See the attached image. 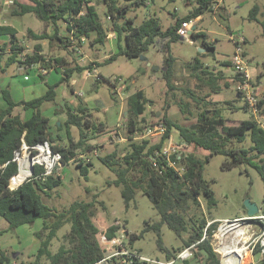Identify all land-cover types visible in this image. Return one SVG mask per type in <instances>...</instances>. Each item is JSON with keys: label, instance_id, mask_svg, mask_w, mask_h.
Segmentation results:
<instances>
[{"label": "trees", "instance_id": "16d2710c", "mask_svg": "<svg viewBox=\"0 0 264 264\" xmlns=\"http://www.w3.org/2000/svg\"><path fill=\"white\" fill-rule=\"evenodd\" d=\"M30 1L20 4V9L13 11V14L23 15L34 12L46 25L52 27L50 31L43 32L28 29V38L35 41L32 52L26 51L28 47L19 38L18 30L14 26L0 25V35L9 36V41L0 47V94L7 102L6 107L0 108V215L9 222V229H15L23 224H33L38 218L44 220L43 230L37 233L41 239L37 252L18 264H96L106 258L108 250L100 240L102 231L93 220L98 207L96 198L77 199L68 207L59 210L45 204L42 195L50 196L53 189L62 184L63 179L58 171L73 159H79L78 166L82 174L88 175L89 166L92 165L90 153H95L97 149L101 150L98 145L91 144L90 141L107 133L106 125L103 121L93 119L92 108L77 94L78 103L74 107L67 106L64 111L67 118L63 124L58 125L59 130L65 129L64 136L52 130L51 119L44 114L43 105L46 102H56L57 87L63 82H70L75 73L97 67L99 61L81 64L74 55L81 51L86 41H90L92 46L105 44L109 38V30L117 34L118 51L105 58L107 62L119 55L127 58L141 57L151 45L158 42V39H166L163 50L168 53L166 52L164 59L162 75L169 90L173 91L176 89L177 57L169 50L170 42L181 39L177 31L184 20L195 19L207 10H214V4L218 0H196L194 7L183 17L175 12L174 15H178L176 21L167 29H163L157 16L137 22V14L134 13L136 7L148 6L155 0ZM100 3L106 7V13L111 19L110 29L106 28L97 8V4ZM216 10L218 8H215ZM259 13L263 16L262 20L259 19ZM219 14L222 16V13ZM251 18L261 21L264 35V11L261 4L257 3L253 6ZM201 34L206 36V33L199 31L193 34V38L196 40ZM45 40L51 45L56 41L59 43L56 52H45L43 43ZM201 46L208 49L209 54L214 53L215 46L206 42ZM8 47L11 53L5 57ZM60 48L66 51L67 55L62 54ZM206 54L199 51L198 56H195L189 65L192 68L191 75L200 81L198 88L205 89L206 92L203 91L205 94L202 96L194 94L189 90L191 88L185 91L186 96H189L197 106L196 122L190 125L176 123L168 115L167 107L165 115L163 117L160 115L158 118V121L162 120L166 124L165 133L156 136L157 141L150 140L148 138L150 136L137 138L136 133L142 132L149 125L144 118L148 101L144 90L139 89L128 95L126 122L118 125L115 130L120 131L118 133L125 138L123 152L114 149L105 151L103 156H100L101 151L96 154L116 175L111 183L122 187L126 208L131 206L138 190L145 193L153 203L160 220L148 223L139 234L127 235L132 242L143 237L145 232L154 230L157 234L158 247L164 252L167 261L175 259L181 251L191 246L195 256L204 259V264H220V256L212 244V237L219 221L212 218L203 208V201L207 202L208 207L216 203L212 182L204 176L205 162L211 155L215 153L225 155L222 163L224 168H232L240 163L252 165L264 183V126L260 122V120L264 121V97L258 102L259 119L254 117L245 120L236 119L232 120V123H227L228 118L220 113L219 107L211 106L214 102L208 97L213 92L230 86L231 82L224 80V72L211 70L210 66L203 62L201 56ZM3 59H5L4 63ZM225 62L231 64L230 61ZM13 63H20L26 67L39 64L43 69L60 66L62 77L57 83H48V89L43 95L30 100L16 101L10 88L1 85V74L5 73L7 67ZM40 76L44 78L43 74ZM234 77L235 81H240L238 74ZM115 83L118 84V81H113L116 88ZM238 93L241 96L239 90ZM227 103L231 104V101ZM18 106L33 109L31 117L24 118L16 111ZM244 107L249 109L246 103ZM181 110L183 113L186 112L183 108ZM55 111L59 113V109ZM174 126L180 134L179 145L185 147L194 144L196 147L209 150L210 154L204 157L194 152L173 153L170 156L163 154L162 149L166 140L170 138ZM73 127L79 130V137L73 134ZM46 141L55 152L62 154V166H57L50 175L39 177L43 168L36 165L34 175L29 180L17 189H11L10 180L19 168L18 162L13 160L16 152L22 149L24 143L34 148L36 144ZM248 141L250 142L245 146L243 143ZM260 208L264 211V195ZM209 221L213 222L208 225ZM66 223H70L71 228L64 235V242L53 251L52 241L58 236V230ZM165 224L174 230L181 242L178 247L170 249L165 244L162 231ZM123 228L125 226L119 223H112L102 234L106 239L111 240L119 237L118 232ZM4 231L6 230H0V235ZM122 246L130 251L136 250L138 255L113 256L106 264L146 263V260L138 257L143 256L140 251L129 248L124 239ZM117 247L114 246V249ZM253 253L257 258L256 264H264V254H261L260 248L256 247ZM0 264H14L13 256L1 245Z\"/></svg>", "mask_w": 264, "mask_h": 264}, {"label": "rangeland", "instance_id": "374dc122", "mask_svg": "<svg viewBox=\"0 0 264 264\" xmlns=\"http://www.w3.org/2000/svg\"><path fill=\"white\" fill-rule=\"evenodd\" d=\"M30 2V0H0V24H12L18 28L19 37L25 40L24 44L28 47L27 52L33 51L35 42L28 38L29 28H32L35 32L50 31L52 29L51 25H46L34 12H27L23 15L13 14L14 10L20 9V4ZM195 2L196 0H155L148 6H137V10L134 13L137 14V22H141L147 17L157 16L162 23L163 29H167L176 21L178 15L183 17L193 7V4L195 5ZM246 2L245 7H240L238 0H222L218 8L219 12L218 10H216V13L214 12V4V10H207L203 14L204 20L197 24L198 28H204L206 32L208 31L207 34L214 40L216 47L213 54H209L208 52L206 55L201 56L203 62L209 65L211 70L224 72V80L231 81L232 84L220 91L213 92L208 97L209 100L214 102L211 106L219 107L220 113L226 119L228 118L226 120L227 123H232V120L236 119L245 120L259 117L258 113L255 114L251 109L244 107L245 101L239 95L237 89L238 82L234 79V75H237L236 70L231 64L223 62L230 61L234 53L235 44L231 38V33L241 32L243 35L245 33L249 35L251 40L250 42L245 41L243 43L244 51L249 53V57H246L248 61L251 59L254 66L258 62L262 67L264 66L262 24L261 21L251 18L253 6L257 3H264V0H246ZM223 7L228 10L227 13L230 19L223 15ZM97 8L106 28L110 29L112 23L106 13V7L100 3L97 4ZM175 12L178 15H174ZM218 13H222V16L218 15L219 21H217L216 16L217 20L213 19L214 15ZM259 19H263L261 13H259ZM241 22L245 24V29L241 27ZM229 25L236 29L228 30L227 26ZM237 25L240 27L238 28ZM160 40L159 44L158 42L154 43L144 53L146 59L142 57L127 58L124 55H119L114 60L107 62L105 58L118 51L117 34L109 30V38L105 44H95L92 46L90 41H86L83 47H81V51L77 55H74L76 57L83 55L79 60L81 64H87L90 61H99V64L93 70L86 69L82 73H75L73 76L75 80L63 82L58 86L57 102H61L66 94V98L70 99L74 97L78 100L79 98L76 94H79L81 99L93 104L91 109L93 119L103 121L106 125L107 133L101 134L96 139L90 141L91 144L98 145L101 150L97 149L98 151L95 153H90L92 165L89 166L88 175L82 174L78 166L79 159H73L70 163L60 167L58 171L63 179L62 184L55 187L50 196L42 195V200L45 204L62 210L71 205L74 200H92L96 198L98 207L96 215L93 217L94 222L99 226L103 234L112 223H119L125 226L126 229H121L118 232V236L120 239L123 238L125 240L129 248L140 251L146 258V263L143 264H204V259L195 256L192 248L191 255L188 258H179L173 263L167 261L164 252L158 247L157 234L154 230H149L144 233L143 237L130 242L129 233H141L148 223L160 220V215L148 196L141 190L137 191L135 200L132 201L131 206L126 208L122 196V187L111 183L116 178V175L100 159V156H103L105 151L109 152L117 149L123 152L126 141L119 138L115 134V130H117L119 124L126 122L127 97L136 90L143 89L145 92L148 102L144 118L148 124L157 123L159 116L163 117L165 115L167 107L169 108L168 115L176 123L190 125L197 121V106L193 104L189 96H186L185 91L191 88L189 90L193 91L194 94H198L199 96L205 94L203 93L205 89L198 88L200 81L191 75L192 68L189 67L193 58L198 56L199 51H202L198 46L200 42L196 41V44H194L185 39L172 40L170 42L169 50L177 57L175 62L176 89L170 91L162 75L164 59L168 51L163 50L161 47L165 39ZM44 45L46 53L50 51L56 52L59 43L56 41L51 45L48 40H45ZM60 51L62 53V49ZM63 54L67 55V52L64 51ZM5 57L7 56L5 55ZM68 57L73 58L70 55ZM17 68L16 63L11 64L8 67L9 74L14 72L21 74L22 72L17 71ZM22 70L28 72L27 68H22ZM88 71H91L93 74L86 76ZM113 81H118L119 83H115L117 85L116 88ZM252 82L258 96L263 98L264 85L260 86L261 84L257 81ZM41 84L42 82L37 86L38 92L36 93L38 96L41 95ZM46 85H43L44 89H46ZM227 101H231V104L227 103ZM53 103L57 104L56 102L44 103L42 108L44 114H48L51 111L50 108L54 105ZM4 105H6V102L0 95V108ZM68 105L67 102L59 105V112L65 111ZM182 108L186 110L185 113L182 112ZM30 111L33 113V109L30 108ZM22 116L28 118L31 114L27 109H24ZM57 119H62V117H57ZM160 121L162 120L158 122ZM52 126L53 131L59 133L58 124L54 122ZM72 129L73 134L79 137L77 127H73ZM65 132H63L64 136ZM139 136L137 138H140ZM148 138L152 141L158 140L156 136ZM170 141L176 145H179L181 141L176 126L172 128L171 136L166 140L165 144L170 143ZM249 142H244L243 144L247 146L246 143ZM100 151V156L96 155ZM181 152H194L201 157L210 154L209 150L196 147L194 144L186 145L185 147L180 145L179 152L176 153L180 154ZM225 157L223 154L215 153L210 156L204 166V176L212 182L216 203L208 207L207 202L203 201V208L216 221L248 215L245 206L247 199L258 204L259 207L263 204L264 183L258 171L247 163H240L232 168H224L222 163ZM43 226L44 220L38 218L33 224H23L15 229H9V222L0 215V230H6L0 235V244L13 256L14 264H18L23 259L27 260L32 254L37 252L41 243V239L37 236V233L43 230ZM70 228L71 224L66 223L58 230V236L52 241L51 249L53 251H56L64 242V235ZM162 231L164 242L170 249L178 247L181 244L174 230L167 224L163 226ZM102 233L100 240L108 249V255L113 251L112 242H105ZM215 238V235H213L212 244H215ZM21 250L20 254L19 251ZM247 253L244 256V262L256 264V256L251 251Z\"/></svg>", "mask_w": 264, "mask_h": 264}, {"label": "built area", "instance_id": "2783aa9c", "mask_svg": "<svg viewBox=\"0 0 264 264\" xmlns=\"http://www.w3.org/2000/svg\"><path fill=\"white\" fill-rule=\"evenodd\" d=\"M222 0H218L215 3V8L220 7ZM196 25L194 19L184 20L178 29V34L181 39H185L191 43L195 42L193 38ZM231 38L235 44L234 53L231 56L230 62L236 70V74L240 76V81H238L237 89L241 92L246 104H248L249 109H251L255 114H259L258 102L260 97L258 93L254 90V85L252 78L248 72V59L243 48V43L245 42V36L241 32L231 33ZM91 71L87 72V75H92ZM119 84V83H118ZM264 126V121H261ZM121 125V124H119ZM166 131V125L164 122L160 121L157 123L149 124L145 127L142 132L136 133L137 137H148V136H162ZM123 141L125 140L119 133L115 131ZM180 145H176L170 141L166 143L162 149V153L166 156H170L173 153L179 152ZM27 157V164L25 165V170H29V173L25 175L21 180H15L13 178L15 175L21 173L22 171V160ZM14 161L18 162V172L10 180V188L17 189L24 182L29 180L34 175V169L36 165L43 168V172L39 177L50 175L54 172L57 166H62V154L60 152H55L48 141L38 143L34 148H30L26 143L23 144L22 149L17 151ZM32 168L33 171H32ZM215 221V220H214ZM213 221H209L210 225ZM219 226L215 229L213 235H215V244H213L214 250L220 256V264H247L244 262V254L251 251L254 254V249L256 247L260 248L261 254H264V211H260L255 215H244L235 218H225L219 220ZM258 227V228H255ZM105 242L111 243L113 246V251L109 253L106 258L102 259L96 264H103L108 261L109 258L113 256L126 255L130 257L138 255L137 251H130L124 248L123 239L115 237L108 240L104 237ZM114 246H118L114 249ZM232 246H238L241 248V256L237 257L230 252ZM191 255V246L181 251L178 256L171 260L170 262H175L176 259H186ZM142 260H146L144 256H138ZM125 261V260H124Z\"/></svg>", "mask_w": 264, "mask_h": 264}, {"label": "crops", "instance_id": "0c3cea01", "mask_svg": "<svg viewBox=\"0 0 264 264\" xmlns=\"http://www.w3.org/2000/svg\"><path fill=\"white\" fill-rule=\"evenodd\" d=\"M238 4H239L240 7H245L246 4H247V2H246V0H238ZM259 4L262 5V11H264L263 3H259ZM190 6H191V3H190ZM193 7H194V4H193ZM223 9H224L223 15L226 16V17H228L230 19V16L227 13L228 10H226L224 7H223ZM190 10L191 9H189V11ZM188 12H186V14ZM214 12L216 13V11H214ZM218 12H219V10H218ZM218 15H219V13L218 14H215L214 17H213V19H216L217 18L218 20L217 19L216 20L219 21ZM215 16H216V18H215ZM204 18L205 17H203V15H200V16H198V17H196L194 19L195 25H196L195 31H198V32L200 31L201 33H203V32L206 33V36H204L202 34L201 35H198L197 36L198 38L195 40L194 44H196V41H199L200 43L198 44V46L202 49L201 52L202 53H208L209 50L206 49L205 47H202L201 44L203 42H206L207 44H210V45L215 46L214 45L215 42L207 34L208 31L206 32V30L204 28H198L197 27V24L200 23L201 21H203ZM243 18H245V17H243ZM243 18H242V20H243ZM242 22H241V27L243 29H245V24L242 23ZM9 25H12V24H9ZM12 26H14V25H12ZM237 26H238V28L240 27L239 25H237ZM14 27L18 30V28L16 26H14ZM227 29L228 30H232V29H236V28H233L232 26L229 25V26H227ZM18 36H19V30H18ZM244 36H245V41L246 42H250L251 41L250 38H249V35H247L245 33ZM8 41H9V36L8 35H0V47H1V45H3L5 42H8ZM24 41L25 40L22 39V42L23 43H24ZM165 41H166V39L163 41V43H165ZM44 42L45 41H43V43ZM159 42H161V40H158V44H159ZM161 47L163 49V46H161ZM7 50H8V52L5 54L6 56L10 55V53H11L10 47H8ZM215 50H216V47L213 50V52ZM63 53H64V50H62V54ZM245 54H246V57H249V55H248L249 53L247 51H245ZM81 57L82 56H78V61L80 60ZM4 61H5V59H3V63H4ZM223 62H225V61H223ZM80 63H81V61H80ZM16 64L18 66V68H17L18 70L17 71L22 72L21 74H18L16 72H14L12 74H9L8 67H7L6 72L1 74V85H2V87H9L10 90H11L12 96H13V98L16 101H20V100H23V99L24 100H30V99H33L35 97H38V95H37L36 92H38L37 91V86L40 84V82H42L40 89H41V95H43L47 91L48 83H50V84L57 83V82H59L61 80V77H62V67H60V66L57 67V68L54 67V68H50V69H43V68H41V66L39 64H35V65L29 66V67H24L20 63H16ZM225 64H227V63L225 62ZM248 64H249V66H248V72H249V74H250V76L252 78V81H257V82H259L261 84L260 86H263L264 85V66L262 67L259 62L254 66L252 64L251 59H249ZM22 68H27L28 72H25L24 70H22ZM163 68H164V66H163ZM40 74H43L44 78H42V76H40ZM86 76H87V74H86ZM234 79H235V77H234ZM72 80H75V78H73ZM44 84L45 85L47 84L46 85V89L43 88V85ZM73 92L75 93L74 89H73ZM41 95H39V96H41ZM57 96H58V87H57ZM66 96H67V94L63 97L64 99L61 102H57V98H56L57 104H54L53 103L54 105L50 108L51 111L48 114L45 113V115H47V116L50 117L51 124L52 125H53L54 122H56L58 125H61V124H63L65 122V120L67 118L66 113L64 111L63 112L61 111L59 113H56L55 109H59V105H62L65 102H67L70 106L74 107L78 103V100L79 99L76 100V98H74V97L68 99V98H66ZM84 102L86 104H88L89 107L92 108V105L93 104H91V103H89L87 101H84ZM6 106H7V102H6V105H4L3 107H6ZM118 108H119V106H118ZM23 110H24V108L21 107V106H18L16 108V111L20 112L21 114H22V111ZM27 110L32 115V111H30V109H27ZM57 117H60V118L62 117L63 120L62 119H57ZM258 118L259 117H257L256 119H258ZM52 128H53V126H52ZM64 131H65V129L59 130V133L62 134V135H64L63 134ZM19 252L21 254L22 250L19 251ZM23 254H24V252H23Z\"/></svg>", "mask_w": 264, "mask_h": 264}, {"label": "bare ground", "instance_id": "6f19581e", "mask_svg": "<svg viewBox=\"0 0 264 264\" xmlns=\"http://www.w3.org/2000/svg\"><path fill=\"white\" fill-rule=\"evenodd\" d=\"M26 164H27V157H24L22 160V171H21V173L15 175V177L13 178V182H15V180H17V179L21 180L25 175H27L29 173L28 169L25 170ZM230 252H232V254L237 256V257L241 256V248L238 246H232V248L230 249ZM244 256H245V254H244Z\"/></svg>", "mask_w": 264, "mask_h": 264}, {"label": "water", "instance_id": "95a60500", "mask_svg": "<svg viewBox=\"0 0 264 264\" xmlns=\"http://www.w3.org/2000/svg\"><path fill=\"white\" fill-rule=\"evenodd\" d=\"M141 57L143 59H146V57H144V54L141 55ZM34 168H32V171H33ZM245 206H246V209H247V212H248V215H255L257 214L259 211H260V207L258 206V204L252 202L250 199H247L246 202H245ZM128 233V232H127Z\"/></svg>", "mask_w": 264, "mask_h": 264}]
</instances>
